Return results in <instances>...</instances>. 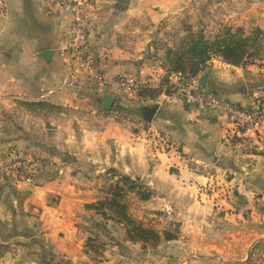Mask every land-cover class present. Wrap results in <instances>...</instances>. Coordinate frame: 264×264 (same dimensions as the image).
<instances>
[{"label": "crops", "instance_id": "crops-1", "mask_svg": "<svg viewBox=\"0 0 264 264\" xmlns=\"http://www.w3.org/2000/svg\"><path fill=\"white\" fill-rule=\"evenodd\" d=\"M94 2L89 49L100 70L137 73L158 89L168 49L163 55L151 29L134 24L144 23L138 8L149 1ZM71 15L40 0H7L0 18V153L14 150L39 166L33 184L0 181V264L264 263V155L242 153L230 143L231 125L172 94L119 96L106 111L80 75L64 87L58 51ZM47 50L50 59L40 58ZM209 70L207 89L251 104L241 86L254 79L251 67L217 58L200 77ZM112 170L154 191L136 202L145 210L139 218L163 212L174 239L141 249L110 212L93 208Z\"/></svg>", "mask_w": 264, "mask_h": 264}, {"label": "built area", "instance_id": "built-area-1", "mask_svg": "<svg viewBox=\"0 0 264 264\" xmlns=\"http://www.w3.org/2000/svg\"><path fill=\"white\" fill-rule=\"evenodd\" d=\"M40 1L48 5L68 8L72 14L66 28L64 46L58 51L66 69L62 80L64 87L77 85V75H80L91 91L101 98L108 95L134 96L138 95L139 90L144 87H155L153 85L155 81H143L137 73L122 72L110 77L100 70L89 49V37L94 27L91 19V13L95 7L94 0ZM6 16L7 0H0V17ZM168 79L172 95L181 100L186 107L199 111H212L231 125L233 132L229 135L230 143L242 153L264 155V96L255 94L251 104L244 106L203 88L200 85V76L191 77L173 73ZM156 82L160 87L163 79L158 78ZM52 93L53 91H49L42 98ZM152 148L155 151L161 149L155 142L152 143ZM38 167L36 162L20 157L14 150L0 153L1 182L33 184Z\"/></svg>", "mask_w": 264, "mask_h": 264}, {"label": "rangeland", "instance_id": "rangeland-1", "mask_svg": "<svg viewBox=\"0 0 264 264\" xmlns=\"http://www.w3.org/2000/svg\"><path fill=\"white\" fill-rule=\"evenodd\" d=\"M143 1H146V3L149 1L150 3V5L148 3V5H140L138 8L143 10V7H145V10L143 11L144 14L147 13V15H145V21L143 24L140 21H137L134 24L136 26L141 25L143 28L151 29L152 33H154L156 38L159 39L158 41H160V46L162 47L161 52L163 55H165L166 49H178L182 45L186 46L192 39H196V37L201 34L208 41H213L217 36L224 35L226 30H232L235 32L239 29L247 36H250L252 31L257 29H260L264 33V0ZM159 14L163 18L159 22L155 23L154 21H157L156 17H158ZM217 58L218 57H215L213 59ZM210 62L208 64L209 67ZM247 67L252 68L255 76L251 82L246 80L241 84V86H245L248 89L249 97L251 98L255 94L264 96V38H262V52L244 68ZM163 81H165V79H163ZM217 94L219 95V93ZM138 103H140V101ZM135 107H137V105ZM45 117V115L41 117L43 122L48 121ZM121 117L122 119H125L126 122L133 123L134 119L132 120L125 115H122ZM167 145H170L169 141H167ZM117 181L118 180H113L112 176H107L106 172V178L103 179L101 188L99 189L102 194V198H107L112 195V191H114L115 187L118 186ZM135 181L142 183L145 188L147 187L152 193H154V191L139 178ZM123 195L124 198H122L121 201L128 206L129 214L132 219L141 223L144 227L153 229L160 234L167 232V228L165 227L166 218L164 217L163 212H154L157 214L143 213L144 218L140 219L139 217L141 214L139 213H142L145 210L136 204L138 200L143 201L140 199L139 194L134 192H125ZM131 208H133V210H131ZM111 214L112 215L110 217L114 219L113 213ZM167 222V224L173 223L174 219H168ZM124 229L126 230V238L128 239V228L124 226ZM174 231L175 230H171L170 233L173 234ZM112 232L115 234L119 231L113 229ZM130 243L136 244L133 242ZM140 246L141 249H145L144 247L152 248L151 245L144 246L140 244ZM97 248H99V246H97ZM148 261H150L149 264H159L158 262H153L151 259Z\"/></svg>", "mask_w": 264, "mask_h": 264}, {"label": "trees", "instance_id": "trees-1", "mask_svg": "<svg viewBox=\"0 0 264 264\" xmlns=\"http://www.w3.org/2000/svg\"><path fill=\"white\" fill-rule=\"evenodd\" d=\"M262 38H264V33L260 29L253 30L250 36L239 29L235 32L226 30L224 35L217 36L213 41H208L201 34L196 39H192L186 46L182 45L178 49L170 48L167 50L166 69L168 77L173 73L198 77L208 69L209 62L215 57L222 59L229 65L244 68L262 52ZM168 77L158 89L144 87L139 90L138 94L141 97L149 98H155L161 93L172 94ZM111 173L112 177H118V186L112 191L110 197L98 201L93 208L104 216H107V212L113 213L114 219L128 228L127 237L132 242H142L144 246L156 247L162 239H174L175 235L170 232L160 234L132 219L128 206L121 201L124 198L123 194L134 192L139 194L143 201H148L153 193L147 187L145 188L142 183L128 176L118 174L113 170ZM244 264L258 263L247 261Z\"/></svg>", "mask_w": 264, "mask_h": 264}, {"label": "water", "instance_id": "water-1", "mask_svg": "<svg viewBox=\"0 0 264 264\" xmlns=\"http://www.w3.org/2000/svg\"><path fill=\"white\" fill-rule=\"evenodd\" d=\"M53 54H54L53 50H47V51H44V52L40 53L39 57L44 59V60H48V59H50V57ZM210 73H211V71H209L208 73H205L204 75H202L200 77V85L203 88H207V84H208V80H209V77H210ZM116 100H117L116 97H113V96H110V95L102 98L101 103H102L103 109H105L106 111H111L113 109V107H114V104H115Z\"/></svg>", "mask_w": 264, "mask_h": 264}]
</instances>
